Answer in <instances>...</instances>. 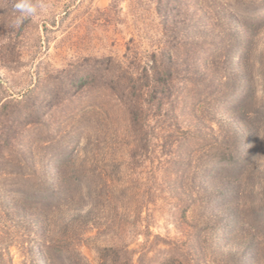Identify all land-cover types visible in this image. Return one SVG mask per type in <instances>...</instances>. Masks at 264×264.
Returning <instances> with one entry per match:
<instances>
[{"label": "rangeland", "instance_id": "1", "mask_svg": "<svg viewBox=\"0 0 264 264\" xmlns=\"http://www.w3.org/2000/svg\"><path fill=\"white\" fill-rule=\"evenodd\" d=\"M43 3L42 17L14 28L15 2L0 0V102L19 100L47 74L72 67L94 69L86 66L94 58L112 57L139 75L146 66L137 62L170 41L176 48L179 42L189 50L192 46V39L183 38L193 15L179 16L181 35L170 36L153 0ZM225 4L226 0H205L194 19L200 28L192 30V36L194 40L202 35L201 42H207L201 51L196 48L195 57L214 56L213 64L201 66L230 72L232 65L223 63L224 49L239 44L240 38L224 32L229 20L222 12ZM253 11L240 13L241 22L264 16V10ZM262 27L252 37L243 66L255 69L246 94L231 96L216 105V111L209 101L195 114L192 105L183 102L165 106L150 120L155 130L149 157L136 146L127 112L115 108L116 97L109 90L98 97L95 90L86 89L77 105L52 109L48 136L55 141L38 145L41 155L36 160L62 152L59 132L82 135L73 171L79 192L70 197L77 208L71 210L70 204L49 212L33 206L35 201L23 200L22 210L18 202L4 201L0 195V264H70L67 256L74 264H264V23ZM213 43L219 44L216 49ZM174 61L179 70L191 66L182 58ZM231 108L237 112L232 114ZM195 116L201 119L194 120L196 129H213L224 143L225 161L212 163L214 175L219 174L214 181H203L208 159L201 156L203 148L190 144L193 140L175 143L169 155L158 144L157 133L164 126L180 135ZM46 131H27L20 146L30 148L39 135L48 137ZM231 154L236 162L227 161ZM186 158L197 164L203 160L195 182L193 174L184 177L176 165ZM193 192L202 195L197 198ZM37 218L44 223L35 224ZM104 247L121 251L114 255L102 251Z\"/></svg>", "mask_w": 264, "mask_h": 264}, {"label": "trees", "instance_id": "2", "mask_svg": "<svg viewBox=\"0 0 264 264\" xmlns=\"http://www.w3.org/2000/svg\"><path fill=\"white\" fill-rule=\"evenodd\" d=\"M204 1L153 0V3L156 13L170 36H179L181 33L177 28V18L179 16L188 18L193 15L192 17L196 19L195 16L202 10L200 6ZM14 2L16 3L17 0ZM225 7L222 12H225L227 17L229 16V20L224 22L226 26L224 32L229 34L235 32L236 36L240 38L239 44H229L224 49L225 60L223 63L232 65L230 72H225L223 68H214L216 70L213 71L211 67L201 66V64H207V61L213 64L214 56H207L204 59L195 57L196 48H200L198 50L201 51V48L207 47L205 44L207 42H201L203 41L200 40L202 35L196 36L193 40L192 30L196 32L200 26H198V21L192 19L193 26L192 24L190 27L187 26L184 33L188 32V34L183 38L185 40L192 39L191 49L189 50L188 45L186 46L184 43L182 46L180 42L176 48V43L173 44L170 41L167 47L165 46L159 51L154 50L144 58L145 60L137 62L138 66H146L139 75L126 70L122 63L112 57L94 58L92 64H86V66H94V69L85 67L83 70H79L72 67L69 70L47 74L45 79H39L37 84L19 100L0 102L1 198L3 197L4 201L10 199L18 202L17 205L22 210L24 209L20 204L25 203L22 202L23 200L30 201V203L35 201L33 206L49 210V212L72 204L73 200L70 197L79 192L77 186L79 181L73 174L78 160L76 151L77 147L83 143L84 138L75 131L59 132L58 136L61 140L58 143L60 142L62 152L47 154L43 157L44 160L40 158V162L36 160L41 155L37 154L36 148L38 145L55 141V138L48 136L51 133L49 130L51 120L48 119V115L52 109L77 105L78 96L86 89L88 92L95 90L93 92L98 97L103 93L106 94L109 90L116 97L115 108L122 110L123 113L127 112L125 114L128 115L130 126L135 130L136 146L142 149L146 157L152 153L150 149L155 130V127L151 126L150 120L155 116H160V112L165 106L174 107V105L183 102L186 105H192V113L195 114L201 110L200 105L207 104V101L214 109L216 105L220 106L221 103L231 96L237 95L240 91L246 94L247 89H250V83L252 84L255 80V69L252 66L245 70L243 66L249 57L252 37L255 32L263 28L264 16H251L248 21L244 19L245 22H241L238 15L243 11L251 13L254 12L253 10L259 12L264 10V0H226ZM193 8L192 14L189 11ZM233 22L234 24H232ZM205 41L209 42V40ZM212 41L214 39L210 42ZM215 43L211 45L212 49H216V45H219ZM181 58L187 63H191V66H185L184 69L179 70L178 64L174 60ZM262 93L264 94V90ZM235 105L236 103L232 104V106ZM231 109L232 114L237 112L235 108V110ZM192 118L187 131H182L183 134L180 135L174 136L170 133L168 126H164V129L157 133L158 144L169 155L175 143H180L182 139V142L188 143L193 140L190 144L195 148L197 146L200 149L203 148L204 150H201L204 152L201 156L204 157V160L208 159L204 172L207 178L204 177L203 181H214L219 174L214 175L213 165L226 159L222 150L224 143L221 141V136H218L213 129L207 133L196 129L194 120L200 123L201 119L198 116ZM36 128L46 129L45 135L48 137L39 139V135L30 148L21 147L20 142H22L24 134ZM190 157H192L191 153ZM18 158L22 160L17 161ZM235 160L233 154L227 159L229 162ZM180 161L181 163L176 165L180 166L184 177L191 173L195 182L200 173V162L203 160H200L199 164L191 158L180 159ZM69 168L71 169L70 175L67 172ZM193 195L200 198L202 194L196 192ZM17 205L13 204V206ZM11 208L13 209V207ZM70 208L73 210L77 206L72 204ZM34 222L35 224L44 223L38 218L34 219ZM102 251H112L114 255H118L121 250L118 251L115 247H104ZM66 258L70 264H74L70 257Z\"/></svg>", "mask_w": 264, "mask_h": 264}, {"label": "clouds", "instance_id": "3", "mask_svg": "<svg viewBox=\"0 0 264 264\" xmlns=\"http://www.w3.org/2000/svg\"><path fill=\"white\" fill-rule=\"evenodd\" d=\"M13 11L18 14L12 20V26L16 28L26 19L35 22L38 18L42 17L45 14L46 6L43 0H17Z\"/></svg>", "mask_w": 264, "mask_h": 264}]
</instances>
